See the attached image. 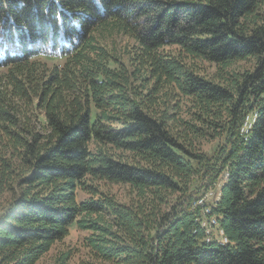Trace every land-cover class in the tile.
Returning <instances> with one entry per match:
<instances>
[{"label":"trees","instance_id":"16d2710c","mask_svg":"<svg viewBox=\"0 0 264 264\" xmlns=\"http://www.w3.org/2000/svg\"><path fill=\"white\" fill-rule=\"evenodd\" d=\"M0 199V264H264V0H0Z\"/></svg>","mask_w":264,"mask_h":264},{"label":"rangeland","instance_id":"374dc122","mask_svg":"<svg viewBox=\"0 0 264 264\" xmlns=\"http://www.w3.org/2000/svg\"><path fill=\"white\" fill-rule=\"evenodd\" d=\"M116 40L118 42L117 49L119 57L123 56L122 58L125 59L124 50L126 48L125 44L127 43V38L125 36H119L116 38ZM128 43L131 44L132 41L130 40L128 41ZM106 44L109 48L112 47L110 42L107 41ZM242 64L238 63V66H242ZM205 66L207 67L208 65L205 64ZM208 68V70H212V67L208 66ZM249 129L250 126H247V129H245V133ZM214 143H216V140H213L211 142H205L203 148L205 150H210L211 146H213ZM112 190L119 196V186H113ZM2 204V200L0 199V209ZM86 234L87 231L78 230L75 226L72 225L70 228L69 235L63 241L53 245L50 251L46 253L43 257H41L36 264H58L57 258L62 252L66 250L71 251L69 264H89L91 257L87 248L83 244L84 236H86Z\"/></svg>","mask_w":264,"mask_h":264},{"label":"built area","instance_id":"2783aa9c","mask_svg":"<svg viewBox=\"0 0 264 264\" xmlns=\"http://www.w3.org/2000/svg\"><path fill=\"white\" fill-rule=\"evenodd\" d=\"M250 115H252V114H249L245 117L243 124L241 126V129H240L241 133H245V127L248 123V117ZM206 196L200 197L197 201V204L199 206H201V208L203 210V214H205V215L210 213L209 206H207V202H206ZM201 224H206V232H205L206 238L205 239H216V241L220 242L219 238H218L217 229L215 226V218L210 217V218L204 219L201 222Z\"/></svg>","mask_w":264,"mask_h":264},{"label":"bare ground","instance_id":"6f19581e","mask_svg":"<svg viewBox=\"0 0 264 264\" xmlns=\"http://www.w3.org/2000/svg\"><path fill=\"white\" fill-rule=\"evenodd\" d=\"M254 120V117H250V118H248V123H247V125H246V127H245V129H247V126H250L251 127V125H252V121ZM215 223H216V221H215ZM205 240H210V239H205ZM219 241L221 242V243H226L227 242V239L225 238V237H220L219 238Z\"/></svg>","mask_w":264,"mask_h":264}]
</instances>
